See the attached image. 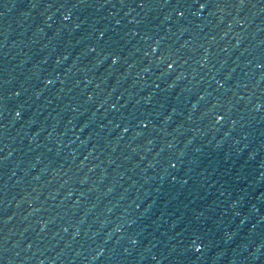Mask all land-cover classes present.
Instances as JSON below:
<instances>
[{
  "label": "water",
  "instance_id": "95a60500",
  "mask_svg": "<svg viewBox=\"0 0 264 264\" xmlns=\"http://www.w3.org/2000/svg\"><path fill=\"white\" fill-rule=\"evenodd\" d=\"M0 264H264V0H0Z\"/></svg>",
  "mask_w": 264,
  "mask_h": 264
}]
</instances>
